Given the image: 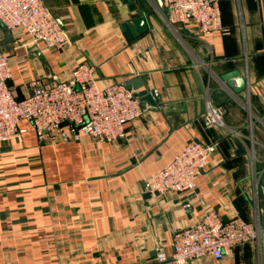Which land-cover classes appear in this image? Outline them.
Segmentation results:
<instances>
[{
    "label": "crops",
    "instance_id": "1",
    "mask_svg": "<svg viewBox=\"0 0 264 264\" xmlns=\"http://www.w3.org/2000/svg\"><path fill=\"white\" fill-rule=\"evenodd\" d=\"M42 1L72 44L48 50L21 31L8 42L0 24L17 99L88 62L103 87L140 79L145 111L114 142L40 144L20 122L22 136L0 145V264H172L156 250L170 256L173 235L214 210L259 223V244L191 264H264V0H219L228 33L206 38L169 25L157 0ZM140 17L148 30L128 40L123 25ZM235 72L238 93L224 79ZM208 105L224 110L221 125L204 124ZM195 141L220 144L196 191L148 195L146 180Z\"/></svg>",
    "mask_w": 264,
    "mask_h": 264
},
{
    "label": "built area",
    "instance_id": "2",
    "mask_svg": "<svg viewBox=\"0 0 264 264\" xmlns=\"http://www.w3.org/2000/svg\"><path fill=\"white\" fill-rule=\"evenodd\" d=\"M219 2L163 0V13L172 27L194 24L203 38L216 32L227 34ZM0 24L9 34L24 32L48 50L62 52L72 44L42 0H0ZM11 62L0 51V145L22 136L25 131L19 128L21 121L31 124L40 144L77 142L84 136L100 142L121 141L127 137V124L145 111L135 91L122 84L101 86L96 67L88 62L78 64L67 81H30L32 93L19 100L8 84L12 79ZM223 116L221 107L208 105L204 124L221 125ZM219 148L218 142L195 141L187 145L165 168L146 180L145 191L151 195L196 191L197 178L206 171ZM261 230L259 223L241 217L225 220L219 211H210L195 225L173 235L170 256L164 246L159 247L156 260L172 264H191L203 257L221 260L236 247L258 245Z\"/></svg>",
    "mask_w": 264,
    "mask_h": 264
},
{
    "label": "water",
    "instance_id": "3",
    "mask_svg": "<svg viewBox=\"0 0 264 264\" xmlns=\"http://www.w3.org/2000/svg\"><path fill=\"white\" fill-rule=\"evenodd\" d=\"M157 2H158V6H159L160 10L162 12H164L165 7L163 4V0H157ZM57 22L60 25V27L62 29H64V26L62 25V23L60 21H57ZM123 28L125 29V32L127 33L128 40H133V39L137 38L140 34L146 32L148 30V27H147V24H146L144 17L137 18L134 21H131V22L124 24ZM7 41L8 42L12 41V35L11 34L7 35ZM224 79L225 80H233V82H229V85L234 87L235 93H238V92L246 89L245 79L242 78L240 76V74L237 72L231 73V74L225 76ZM123 85L128 90H138V89L143 87V83L140 79H135L131 82L124 83ZM146 93H147L146 91L138 92V93L135 92V97L140 98L143 95H146ZM154 94L156 95L157 92H154ZM244 153H245V150L243 149V147L240 144H238L237 154L242 155ZM263 183H264V181H263ZM148 195H150V194L148 193Z\"/></svg>",
    "mask_w": 264,
    "mask_h": 264
}]
</instances>
